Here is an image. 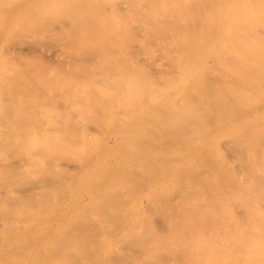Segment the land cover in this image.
Masks as SVG:
<instances>
[{"label":"bare ground","instance_id":"1","mask_svg":"<svg viewBox=\"0 0 264 264\" xmlns=\"http://www.w3.org/2000/svg\"><path fill=\"white\" fill-rule=\"evenodd\" d=\"M10 1L0 264H264V0Z\"/></svg>","mask_w":264,"mask_h":264},{"label":"rangeland","instance_id":"2","mask_svg":"<svg viewBox=\"0 0 264 264\" xmlns=\"http://www.w3.org/2000/svg\"><path fill=\"white\" fill-rule=\"evenodd\" d=\"M9 1H10V0H9ZM35 1H36V0H35ZM10 2H11V1H10ZM10 2L8 3V5H10ZM6 3H7V2H6ZM31 4H32V3H31ZM31 4L28 3V7H25V8H26V9H27V8L30 9V7H31V9H33V5L31 6ZM26 6H27V5H26ZM25 8H24V9H25ZM24 9H23L22 12H19V13H16V14H15L16 16L18 15L17 17H15V18L13 17L14 19H13V18L11 19V21L16 19V22H18V24H17L15 21H14V22H13V21H12V22H9V26L7 27V29L9 30V32H8L7 29H6V35L4 36V38L6 37V39L8 38V40L6 41V40L3 38V39H4V41H3V39H2L3 43L1 42V44H0V56L3 54V52H4V48H5V45H6V44L8 43V41H9V38H10V36H11V35H9V34H11V33L13 34L14 32L18 31V30L20 29L21 25H22V20H23L22 18L25 17L26 14L23 16L22 14L20 15V13H23V14H24V13H27V17L30 16V13H31L32 10H31V11H30V10H27L28 12H26V10H24ZM19 15H20V16H19ZM22 16H23V17H22ZM20 17H22V18H20ZM27 17H26V18H27ZM19 19H20V22H21V23L19 22ZM17 20H18V21H17ZM24 21H26V20H24ZM24 21H23V23H24ZM11 23H12V25H14V26H12L13 29H12V27H11V25H10ZM13 23H14V24H13ZM15 23H16L17 26L15 25ZM19 24H20V25H19ZM18 27H19V28H18ZM10 29H11V30H10ZM14 29H15L16 31H15ZM17 29H18V30H17ZM12 30H14V32H11ZM7 32H8V33H7ZM10 32H11V33H10ZM8 35H9V36H8ZM216 151H217L218 153L221 152V150H220L219 148H217ZM138 201H139L140 207H141L142 209H144V208L146 207V203H147L146 198L141 197V198H139Z\"/></svg>","mask_w":264,"mask_h":264}]
</instances>
